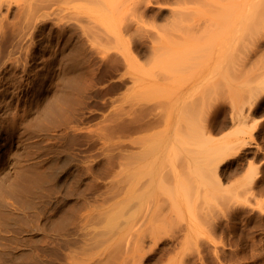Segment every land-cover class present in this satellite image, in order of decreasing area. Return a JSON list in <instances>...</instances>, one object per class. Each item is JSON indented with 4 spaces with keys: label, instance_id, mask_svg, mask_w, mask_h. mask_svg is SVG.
<instances>
[{
    "label": "rangeland",
    "instance_id": "374dc122",
    "mask_svg": "<svg viewBox=\"0 0 264 264\" xmlns=\"http://www.w3.org/2000/svg\"><path fill=\"white\" fill-rule=\"evenodd\" d=\"M25 1L0 0V146L51 180L30 210L1 173L0 264H264V0Z\"/></svg>",
    "mask_w": 264,
    "mask_h": 264
},
{
    "label": "bare ground",
    "instance_id": "6f19581e",
    "mask_svg": "<svg viewBox=\"0 0 264 264\" xmlns=\"http://www.w3.org/2000/svg\"><path fill=\"white\" fill-rule=\"evenodd\" d=\"M2 1H3V0H2ZM21 1H22V0H21ZM23 1H24V0H23ZM27 1H28V2H27ZM35 1H36V0H35ZM35 1H34V0H26V1H25V2H27V3H26L27 5L29 4L28 8L31 6L29 9L32 10V11L29 10L28 13L31 12V13H29V14H32V12H33V10H34L35 8L38 9V6H36V4L38 3V1H37V2H35ZM39 1H40V0H39ZM33 2H35L36 4L33 3ZM0 3H1V2H0ZM31 4H32V5H31ZM39 4H40V3H39ZM24 5H25V4H24ZM42 5H43V4H42ZM42 5H41V6H42ZM46 5H47V4H46ZM33 6H36V7H33ZM41 6H40V7H41ZM32 7H33V8H32ZM40 7H39V9L42 11V9H41ZM49 7H50V6H49ZM46 8H47V7H46ZM43 9H44V8H43ZM27 10H28V9H27ZM35 11L38 12V10H35ZM35 11H34V12H35ZM34 12H33V14H35ZM45 12H46V11H44L43 13H45ZM43 13H42V14H43ZM29 14H28V15H29ZM37 14H38V13H37ZM40 14H41V13L39 12L38 15H40ZM42 14H41V15H42ZM34 16H35V15H34ZM36 16H37V15H36ZM44 16H46V14H45ZM28 17H29V16H28ZM38 17H39V16H38ZM42 17H43V16H42ZM32 18H33V17H32ZM32 18H30V19H32ZM28 20H29V19H28ZM30 21H31V20H30ZM230 27H233V26H230ZM230 27H229V29H230ZM236 27H237V26H236ZM236 27H235V28H236ZM235 28H234V29H235ZM236 30H239V29L237 28ZM228 32H229V30L227 29V34H228ZM236 33H237V32H236ZM232 34H233V33H232ZM232 34H231V35H232ZM237 34H238V33H237ZM237 34H236V35H237ZM232 36L234 37L235 35L233 34ZM232 36H231V37H232ZM227 37H228V35H227ZM227 37H224V38H227ZM233 37L231 38L232 40H233ZM228 39H229V38H228ZM224 40H225V39H224ZM224 40H222V41L224 42ZM226 42H228V41H225V43H226ZM225 43H224V44H225ZM231 43H232V42H231ZM68 78H69V77H67L66 79L68 80ZM69 79H70V78H69ZM64 80H65V79H64ZM68 81L70 82V80H68ZM72 81H73V80H72V78H71V82H72ZM195 81H196V80H195ZM65 82H66V80L64 81V83H65ZM71 82H70V85H71L74 81H73L72 83H71ZM66 83H67V84H66ZM66 83H65V84L67 85V89H70V87H74V86H72V85L75 84V83H73V84L70 86V85H68V84H69L68 82H66ZM65 84H64V85H65ZM178 84H179V83H178ZM178 84H177V86H178ZM66 85H65V86H66ZM68 86H70V87L68 88ZM180 86H181V85H180ZM63 87H64V86H63ZM178 87H179V86H178ZM178 87H176V88H178ZM179 88H180V87H179ZM67 89H65V90H67ZM71 89H73V88H71ZM180 89H181V88H180ZM63 90H64V88H62V90H61V91H62V93H61L62 95H64V92H67V91H65V90H64V92H63ZM68 91H69V90H68ZM71 91H72V90H71ZM67 93H68V92H67ZM67 93H66V94H67ZM66 94L64 95L65 97H64V96L61 97L62 95L59 96V94H57V96H58L59 99L56 98L57 96H56L55 98H56L57 100H59V101H61V98H62V100H63L64 102H66V101H67L66 98L70 95L69 93H68L69 95L67 94L68 96H67ZM182 94H183V93H182ZM182 94H181V96H182ZM66 96H67V97H66ZM178 96H179V95H178ZM60 97H61V98H60ZM183 97H184V96H183ZM63 98H64L65 100H64ZM177 98H178V97H177ZM177 98H176V100H178ZM182 99H183V98H182ZM47 101H48V100H47ZM49 102H50V101H49ZM53 102H54V101H53ZM53 102H51V103H53ZM53 104H55V103H53ZM57 104H58V101H57ZM49 105H50V103H49ZM49 105L47 104V106H49ZM59 105H60V104H59ZM59 105H57L56 109H54V110H58L57 108H58ZM51 106H52V104H51ZM45 107H46V106H45ZM52 107H53V106H52ZM249 107H250V106H249ZM54 108H55V107H54ZM48 109H49V108H48ZM48 109H46V110H48ZM50 109L52 110L53 108H50ZM246 110H247V109H246ZM248 110H249V109H248ZM43 111H45V110L43 109ZM53 112H54V111H53ZM55 112H56V111H55ZM55 112H54V113H55ZM45 113H49V110H48V112H45ZM50 113H51V112H50ZM56 113H57V112H56ZM164 113H165V112H164ZM245 113H246V112H245ZM247 113H248V111H247ZM43 114H44V113H43ZM168 114H169V113H168ZM164 115H165V114H164ZM166 116H170V115H167V114H166ZM166 116H165V120H166ZM231 117H232V116H231ZM167 118H168L167 121H169V117H167ZM222 118H223V117H222ZM217 119H218V118H217ZM47 120H48V119H47ZM47 120H46V121H47ZM221 120H222V119H221ZM231 120H233V118H232ZM36 122H37V121H36ZM39 122H40V121H39ZM39 122H38L37 124H39ZM54 122H55V121H54ZM221 122H222V121H221ZM40 124H41V122H40ZM61 124H62V123H61ZM220 124H221V123H220ZM220 124H219V121L216 120V122H215V124H214V130H218V131H219L221 128H223V126H224L225 123L223 124V122H222V124H221V125H220ZM35 125H36V124H35ZM64 125H65V124H64ZM225 125H226V124H225ZM30 126H31V125H30ZM37 126H38V125H37ZM56 126H57V124H56ZM59 126H60V125H59ZM31 127H32V126H31ZM29 128H30V127H29ZM56 128H57V127H56ZM212 128H213V127H212ZM35 129H36V128H35ZM209 130H211V128H209ZM34 132H35V131H34ZM6 134H7V133H6ZM16 134H17V133H16ZM26 134H27V133H26ZM37 134H38V133H37ZM18 135H19V134H18ZM18 135L14 136V134H12V133H8L7 135H5L6 138H3V139H6L5 142H4L5 144H3L2 147L0 146V150H1V149H4V150L2 151V153H1V155H0V175H1V173H2V178H4V176L6 175L4 172H6L7 174H9V171H10V170H11V171H12V170H15L14 173H13V177H12V175H8V176H11V179H12V180H11V179L9 178L8 181H9V183H10L9 185H10V187H11L10 191H11L12 194H14V197L16 196L17 199H18V197H26V196H24V195L27 194V191H28V190H29V191H30V190H34V191L37 190L36 192H37V194H38L39 191H40V190H38V189H39L38 186H36L37 188L35 187V188H36V190H35V188H34L35 185L32 187V186H30L29 183H30L33 179H34V180L37 179L38 181H37V180H36V181H37L38 184H39V182H40L39 180H41V177H42V178L44 177V179H46L45 177H47V175H48V172L46 173L47 169H46V167H45L46 171L44 170V171H45L44 173H45L46 176H41V177H40V174L43 175L44 173L41 172V170L39 169V166H38V165H34V167H35V166H38V169H36V168H34V167L32 166V168H34V169H33L34 171H33L32 169H30L31 167L28 168V166H29L30 164H29V165H26V166H27L28 169H30V170H29V173H30V171H33V172H32V174H27V173H28V172H26V171H27V170H26L27 168L24 167V166H22V165H24V164H21V166H22L23 168H26V169H23L22 167H20V166L18 165L19 160H18V163H17V162L15 161V158H12V156H13L12 154H10L11 156L7 155V153L9 152L10 149H14V147L17 148V149H19L20 147H22V146L24 145L23 142H25V141L21 139L22 137L20 138L21 135H19V136H18ZM34 135H35V134H34ZM47 135H48V134H47ZM35 136H36V135H35ZM40 136H41V135H40ZM40 136H39V137H40ZM66 136H67V135L64 136V139L68 140L67 138H69V137L67 136V138H65ZM28 137H29V136H28ZM44 137H45V135H44ZM48 137H49V136H48ZM54 137H55V136H54ZM59 137H60V136H59ZM62 137H63V135H62ZM50 138H52V137H50ZM50 138H49V139H50ZM57 138H58V137H57ZM70 138H71V137H70ZM23 139H24V138H23ZM55 139H56V138H55ZM44 140H48V139H44ZM30 141H31V140H30ZM33 141H34V140H33ZM50 141H51V140H50ZM52 141H53V140H52ZM31 142H32V141H31ZM60 142H61V141H60ZM64 142H65V141H64ZM64 142H62V143H64ZM105 142H106V141H105ZM48 143H49V142H48ZM65 143L67 144V141H66ZM69 143H70V141L68 142V144H69ZM33 144H34V143H33ZM41 144H42V143H41ZM49 144H50V143H49ZM68 144L66 145L67 148H69V147H68V146H69ZM0 145H2V144H0ZM37 146H38V145H37ZM51 146H52V145H51ZM57 146H58V145H57ZM59 146H60V145H59ZM59 146H58V147H59ZM62 146H64L63 148H65V145H62ZM105 146H106V145H105ZM60 147H61V146H60ZM170 147H171V146H170ZM34 148H35V147H34ZM39 148H40V147H39ZM44 148H45V147H44ZM50 148H51V147H50ZM53 148H54V147H53ZM56 148H57V147H56ZM63 148H62V149H63ZM24 149H25V148H24ZM24 149H23V152L25 151ZM41 149L43 150V148H41ZM47 149H49V148H47ZM47 149H46V151H47ZM15 150H16V149H15ZM53 150H54V149H53ZM56 150H57V149H56ZM60 150H61V149H60ZM60 150H59V151H60ZM168 150H170V148H169ZM18 151H19V150H18ZM35 151L37 152V150H35ZM35 151H32V152H35ZM62 151H65V150H62ZM62 151L59 152V153L62 154ZM68 151H70V150H67V149H66V152H68ZM0 152H1V151H0ZM6 152H7V153H6ZM19 152H20V151H19ZM66 152H65V153H66ZM74 152H75V151H74ZM168 152H169V151H168ZM11 153H12V152H11ZM13 153H15V152H13ZM48 153H49V152H48ZM63 153H64V152H63ZM65 153H64V155H65ZM22 154H23V153H22ZM27 154H28V153H27ZM37 154H38V153H37ZM88 154H89V153H88ZM4 155H5V156H4ZM16 155H17V154H16ZM18 155H19V153H18ZM24 155H25V154H24ZM66 155H67V154H66ZM66 155H65V156H66ZM68 155H69V152H68ZM68 155H67V158L69 157ZM166 156H167V158L170 157V159H171V156H168V155H166ZM16 157L18 158V156H16ZM75 157H76V156H75ZM92 157H93V156H92ZM19 158H20V155H19ZM19 158H18V159H19ZM52 158H53V157H52ZM31 159H32V158H31ZM65 159H66V157H65ZM65 159H64V160H65ZM66 160H69V159H66ZM33 161H34V160H33ZM86 161H87V160H86ZM31 162H32V161H31ZM36 162H37V161H36ZM52 162H53V161H52ZM65 162H66V161H64L63 163H65ZM81 162H82V161H81ZM83 162H84V161H83ZM91 162H92V161H91ZM20 163H21V162H20ZM34 163H35V162H34ZM53 163H54V162H53ZM88 163H89V161H88ZM47 164H48V163H47ZM68 164H69V163H68ZM32 165H33V164H32ZM65 165H67V162H66V164L62 165V167H63V168L68 167V166L65 167ZM86 165H87V164H86ZM86 165H85V166H86ZM90 165H91V164H90ZM52 166H53V165H52ZM72 167H73V166H72ZM20 168H22V169H20ZM77 168H78V166H76V169H77ZM90 168H91V167H90ZM35 169H36V172H37V173L35 172ZM67 169H68V168H67ZM85 169H86V168H85ZM24 170H25V171H24ZM38 170H39L40 172H38ZM74 170H75V167H74ZM67 171H68V170H67ZM34 172H35L36 174H34ZM76 172H77V171L75 170L74 174H75ZM3 173H4L5 175H4ZM10 173H12V172H10ZM33 174H34L35 176L39 174V175H38V176H39V179H38V178L35 179V176H34V178H33V177H32ZM50 174H51V173H49V175H50ZM52 174H53V173H52ZM52 174H51V175H52ZM3 175H4V176H3ZM51 175H50V176H51ZM75 175H76V174H75ZM75 175H74V177H75ZM38 176H37V177H38ZM80 176H81V175H80ZM5 177H6V176H5ZM88 177H89V176H88ZM2 178H1V179H2ZM48 178H49V176L47 177V179H48ZM75 178H76V177H75ZM77 178H78V176H77ZM77 178H76L75 180H77V182H78V181H79V180H78L79 178H78V179H77ZM89 178H90V177H89ZM1 179H0V181H1ZM4 179H5V178H4ZM4 179H2V181H3ZM47 179H46V183H47ZM49 179L51 180V178H49ZM49 179H48V180H49ZM119 179H120V178H119ZM10 180H11V182H10ZM50 180H49V182H50ZM88 180H89V179H88ZM41 181H42V180H41ZM43 181H44V183H45V180H43ZM43 181H42V182H43ZM42 182H41V183H42ZM44 183H42L41 185H43ZM3 184H4V182H3ZM3 184H2V185H3ZM32 184H33V181H32V183H31V185H32ZM34 184H36V183H34ZM4 185H5V184H4ZM4 185H3V186H4ZM36 185H37V184H36ZM89 185H90V184H89ZM0 186H1V184H0ZM3 186H1V188H2ZM6 187H7V186H6ZM30 187H31V188H30ZM84 187H85V186H84ZM1 188H0V190H2V192H5V193H6L7 191L9 192V190L6 191L5 189H3V188H5V187H3L2 189H1ZM32 188H33V189H32ZM82 189H83V188H82ZM82 189L80 188L81 191H80L79 194H82V192L85 194V192H87V191H85L84 189H88V186H86V187L83 189L84 191H82ZM89 189H90V188H89ZM23 191H26V193L23 192ZM64 191H65V190H64ZM64 191H63V192H64ZM67 191L69 192L68 188H67ZM67 191H66V192H67ZM70 191H71V190H70ZM8 192L6 193L7 198H8V197H9V198H12V197H11V196H12L11 193L9 192V193H10V195H9ZM31 192H32V194H35V195H36V192H33V191H31ZM63 192H62V193H63ZM66 192H64V193H66ZM23 193H25V194L23 195ZM29 193H30V192H29ZM51 193H52V194H51ZM51 193H50V195H54L55 192L53 193V191H51ZM88 193H89V192H88ZM88 193H86V194H87V195H86L87 197H88ZM1 194H3V193H0V197H1V199H2V200L5 199V196H3V195H5V194H3V195H1ZM46 194H48V192H47ZM46 194L44 195L45 197L49 196V195L46 196ZM70 194H71V192H70ZM70 194L67 193V195H66V194H63V195H66V196L69 197V196L72 195V194H71V195H70ZM79 194H78V196L80 197ZM8 195H9V196H8ZM18 195H21V196H18ZM22 195H23V196H22ZM40 195H42V193H41ZM40 195H39V197H40ZM61 195H62V194H61ZM63 195H62V196H63ZM2 196H3V198H2ZM28 196H29V195H28ZM32 196H33V195H32ZM32 196H31V197H32ZM42 196H43V195H42ZM72 196H73V195H72ZM81 196H83V195H81ZM86 196H83V198L85 199ZM89 196H90V195H89ZM14 197H13V198H14ZM55 197H56V196H55ZM29 198H30V197H29ZM29 198H27V199L29 200ZM32 198H33V197H32ZM32 198H31L30 200H33V202H34V199H36L35 196H34V199H32ZM37 198H38V197H37ZM50 198H52V197L50 196ZM58 198H59V197H58ZM1 199H0V200H1ZM20 199H21V201H22V198H20ZM63 199H65V203H67V202H66V201H67V200H66L67 197H66V198H63V197H62V198H59V199H58V202L61 201V200H63ZM81 199H82V197L80 198V200H81ZM86 199H87V198H86ZM86 199H85V200H86ZM2 200H1V201H2ZM13 200H15L14 202L16 203V199H13ZM18 200H19V199H18ZM18 200H17V201H18ZM25 200H26V199L23 198V201H22V202H23V203H26L27 200H26V202H25ZM30 200H29V201H30ZM41 200H42V199H41ZM48 200H49V199H48ZM78 200H79V199H78ZM78 200H77V202H78V204H79V201H78ZM82 200H83V199H82ZM85 200H84V201H85ZM91 200H92V199H91ZM21 201L19 200V202H21ZM35 201H36V200H35ZM68 201H69V200H68ZM84 201H83V203H84ZM30 202H31V205H32L33 202H32V201H30ZM58 202L56 203V206H59ZM62 202H64V201H62ZM71 202H72V201H71ZM71 202H70V203H71ZM80 202H82V201H80ZM2 203H4V201H3ZM5 203L7 204V207H6V208H9V207H8V203H7V202H5ZM27 203H29V202H27ZM27 203L24 204V205H22V206L28 205V208H26V206H25V209H30V208L33 207V205L35 204V203H34L32 206L30 205L31 207L29 208V204H27ZM53 203H55V202H53ZM59 203H60V202H59ZM70 203H67L66 205H68V204H70ZM72 203H73V204H70L71 206L73 205L72 208L75 209V208L78 207V205H77L76 202H72ZM74 203H75L76 205H74ZM89 203H90V202H89ZM19 204H21V203H19ZM57 204H58V205H57ZM84 204H86V203H84ZM92 204H93V203H92ZM36 205H37V204H36ZM60 205L62 206L63 204H60ZM80 205H81V203H80ZM87 205H88V204H87ZM89 205H90V204H89ZM89 205H88V206H89ZM61 206H60V207H61ZM64 206H65V204H64ZM68 206H69V205H68ZM74 206H77V207H74ZM85 206H86V205H85ZM86 207H87V206H86ZM86 207H84V208H86ZM91 207H92V205H91ZM6 208H5L3 211H5ZM20 208H21V207H20ZM22 208H24V207H22ZM22 208H21V209H22ZM34 208H35V207H34ZM55 208H56V207H55ZM55 208H54V209H55ZM57 208H58L59 213H61V212H63V213H61V217H60V214H58V211H57V214H56V215H59V216H58L59 218H57V219L55 220V218H56L57 216H56L55 218L53 217V218H54V221H53V222L51 221V222H52V223H51V227H52L51 230L54 231V233L52 232V235H53V234H54V235H58V236H59V239H60V240H59V239H57V238L55 237V239H53L54 242H55L57 245H58V243H61V242H62L61 245L63 246V243H64L63 241H65V240L63 239L64 237H60V236L62 235L61 232H63V229L66 228L68 225H71V223H72V225L74 224V222H75V220H74V214H75L76 212H75L71 207H66V206H65L66 209H67V208L70 209V210L67 209L68 211H70V213H71L72 210L74 211V212H73L74 214L72 213V214H73V217H72V218H73V221H74V222H71L69 216H72V215L69 214V213H67L68 211H67L65 208H63V206H62L61 208H59V207H57ZM87 208H88V207H87ZM10 209H12V208H10ZM17 209H18V208H17ZM25 209H24V210H25ZM32 209H33V208H32ZM37 209H38V208H37ZM52 209H53V208H52ZM52 209H51V210H52ZM59 209H60V210H59ZM63 209H65V210H63ZM71 209H72V210H71ZM89 209H90V208H89ZM8 210H9V209H8ZM8 210H7V211H8ZM30 210H31V209H30ZM56 210H57V209H56ZM62 210H63V211H62ZM77 210H78V208L76 209V211H77ZM79 210H80V207H79ZM84 210H85V209H84ZM87 210H88V209H87ZM3 211H0V212H3ZM10 211H11V210H10ZM25 211H26V210H25ZM25 211H24V212H25ZM8 212H9V211H8ZM8 212H7V214H8L9 217H10L14 211L12 210L11 215H10ZM20 212H23V211H20ZM54 212H55V211H54ZM90 212H91V211H90ZM90 212L88 213L89 215H86V214H85V216H86L85 218H87V216L91 217L90 215L93 216V214H90ZM3 213H5V212H3ZM25 213H26V212H25ZM64 213L69 214V216L67 215L68 217H67V216L65 217L66 214H64ZM0 214H1V213H0ZM7 214H6L5 217H7ZM13 214H14V213H13ZM22 214H24V213H22ZM26 214H27V213H26ZM26 214L22 215V217H23V216H27ZM1 215H3V218H4V215H5V214H1ZM20 215H21V214H20ZM82 215H83V218H84V214H83V213H82ZM13 216H14V215H12V219H15V218L17 219V218L19 217V215H17L18 217H14V218H13ZM53 216H55V215H53ZM0 217H1V216H0ZM9 217H8V218H9ZM32 217H33V216H32ZM32 217H31V218H32ZM47 217H48V216H47ZM89 217H88V218H89ZM8 218H7V219H8ZM19 218H21V217H19ZM27 218H28V217H26V219H27ZM29 218H30V217H29ZM48 218H50V217H48ZM67 218H68L69 220H68ZM72 218H71V220H72ZM81 218H82V217H81ZM85 218H84V219H85ZM0 219H1V218H0ZM4 219H5V218H4ZM4 219H3V220H4ZM21 219H22V218H21ZM23 219H24V218H23ZM26 219H25V220H26ZM44 219H45V218H44ZM50 219L52 220V218H50ZM65 220H66V221L68 220V222H65L66 224L68 223L67 226H65V223H64ZM79 220H80V219H79ZM86 220L88 221L89 219H86ZM0 221H2V220H0ZM5 221H7V220L5 219ZM8 221H9V219H8ZM21 221H22V220H21ZM69 221H70L71 223H69ZM77 221H78V220H77ZM82 221H83V220H82ZM10 222H11V220H10ZM47 222H48V221H47ZM49 222H50V221H49ZM80 222H81V221H80ZM89 222H90V221H89ZM29 223H30V222H29ZM77 223H79V222H76V223L74 224L75 226L73 225V226L71 227V229L73 228L74 233H75V229H74V227L76 228V231H77V227H76V224H77ZM9 224H10V223H9ZM25 224H26V223H25ZM33 224H34V223H33ZM47 224H48V223H47ZM88 224H89V223H88ZM29 225H30V224H29ZM84 225H85V224H84ZM14 226H15V225H14ZM24 226H25V225H24ZM27 226H28V225H27ZM34 226H35V225H34ZM34 226H33V227H34ZM49 226H50V223H49ZM81 226H82V225H81ZM81 226H80V227H81ZM85 226H86V225H85ZM37 227H38V226H37ZM83 227H84V226H83ZM67 228H68V227H67ZM85 228H87V227H85ZM37 229H38V228H37ZM69 229H70V228H69ZM81 229H82V228H80L79 231H80ZM3 230H4V229H3ZM34 230H35V229H34ZM67 230H68V229H67ZM87 230H88V229H87ZM30 231H31V230H30ZM81 231H82V230H81ZM55 232H56V233H55ZM71 232L73 233V231H71ZM89 232L91 233V231H89ZM89 232H85V233L83 232V233H84V236H86V237H87L86 233L89 234L90 236H89V235H88V236H89L90 239H91V238H92V233L90 234ZM18 233H19V232H18ZM45 233H46V232H45ZM63 233H64V232H63ZM68 233L70 234V232L67 231V232L64 233L62 236H65V238H66V235H67ZM78 233H79V232H78ZM49 234H50V233H49ZM65 234H66V235H65ZM69 234H68V235H69ZM76 234H77V233H76ZM5 235H6V234H5ZM43 235H44V234H43ZM54 235H53V236H54ZM68 235H67V237H70V236H72V235L76 236L75 234H72V235L70 234V236H68ZM77 235H78V234H77ZM2 236H3V235H2ZM53 236H52V238H54ZM81 237H82V236H81ZM86 237H83V238H86ZM89 237H88V238H89ZM15 238H16V237H15ZM88 238H87V239H88ZM11 239H14V238H11ZM62 239H63V241H62ZM87 239H85V240H87ZM90 239H88L89 242L92 241V239H91V240H90ZM0 240H1V239H0ZM6 240H7V239H6ZM17 240H18V239H17ZM66 240H67L66 242L68 243V242H69V241H68V238H66ZM69 240H70V239H69ZM82 240L84 241V239H82ZM82 240H81V242H78V244H77V241H78V240H77V241L75 240V241H76V242H75V241H72V239H71V241L73 242L72 245H74V243H76V244H75L76 247H77V245H79V248H80V247L82 248V245H84V244H86L85 246H87L88 244H91V242H90V243H87V241H84V242H83ZM3 241H4V240H3ZM3 241H2V242H3ZM7 241H8V240H7ZM12 241H13V240H12ZM15 241H16V240H15ZM38 241H40V240H38ZM38 241H37V242H38ZM71 241H70V242H71ZM93 241H95V240H93ZM93 241H92V242H93ZM49 242H50V241H49ZM52 242H53V241H52ZM54 242H53V243H54ZM82 242H83L84 244H82ZM3 243H4V242H3ZM3 243H2V245H4ZM53 243H52V245H55V244H53ZM67 243H65V244L67 245ZM6 244H7V243H6ZM35 244H36V242H35ZM81 244H82V245H81ZM0 245H1V244H0ZM68 245H69V244H68ZM80 245H81V246H80ZM85 246H84V247H85ZM53 247H54V246H53ZM63 247H64V246H63ZM71 247H72V246H71ZM73 247H74V246H73ZM73 247H72V248H73ZM31 248H33V247H31ZM54 248H55V247H54ZM59 248H60V246H59ZM68 248H69V247H68ZM48 249H49V248H48ZM48 249H47V252L49 251ZM55 249H56V248H55ZM55 249H54V250H55ZM87 249H88V248H87ZM52 250H53V249H52ZM81 250H84V248H82ZM52 253H53V252H52ZM47 254H48V253H47ZM70 256H71V255H70ZM19 257H20V256H19ZM31 259H32V258H31Z\"/></svg>",
    "mask_w": 264,
    "mask_h": 264
}]
</instances>
